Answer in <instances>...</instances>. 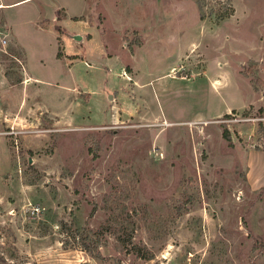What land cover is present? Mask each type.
<instances>
[{"label": "rangeland", "instance_id": "374dc122", "mask_svg": "<svg viewBox=\"0 0 264 264\" xmlns=\"http://www.w3.org/2000/svg\"><path fill=\"white\" fill-rule=\"evenodd\" d=\"M0 4V264H264V0Z\"/></svg>", "mask_w": 264, "mask_h": 264}, {"label": "crops", "instance_id": "0c3cea01", "mask_svg": "<svg viewBox=\"0 0 264 264\" xmlns=\"http://www.w3.org/2000/svg\"><path fill=\"white\" fill-rule=\"evenodd\" d=\"M1 5V4H0ZM30 78H32V77H30ZM37 80V79H36ZM28 81H31V79L30 80H28ZM19 106V105H18ZM254 155H256V159H257V156H258V154L259 155H261V156H264V151H255V153H253ZM257 165H258V167L260 166V164L258 163V161L256 160V161H254V164H253V166H256L257 167ZM250 168V167H249ZM252 173H253V171H251V168L249 169V174H248V177H249V179H250V182L255 186V187H260V186H262L263 185V183H264V171L258 176L257 174H256V171H255V173H253L254 175H252Z\"/></svg>", "mask_w": 264, "mask_h": 264}, {"label": "trees", "instance_id": "16d2710c", "mask_svg": "<svg viewBox=\"0 0 264 264\" xmlns=\"http://www.w3.org/2000/svg\"><path fill=\"white\" fill-rule=\"evenodd\" d=\"M58 57H59V54H58ZM227 116H229V115L227 114ZM223 136H224V138H226L228 140L231 139V134L227 128L224 129Z\"/></svg>", "mask_w": 264, "mask_h": 264}, {"label": "built area", "instance_id": "2783aa9c", "mask_svg": "<svg viewBox=\"0 0 264 264\" xmlns=\"http://www.w3.org/2000/svg\"><path fill=\"white\" fill-rule=\"evenodd\" d=\"M0 43L4 45L7 43V36L2 35L1 33H0Z\"/></svg>", "mask_w": 264, "mask_h": 264}, {"label": "water", "instance_id": "95a60500", "mask_svg": "<svg viewBox=\"0 0 264 264\" xmlns=\"http://www.w3.org/2000/svg\"><path fill=\"white\" fill-rule=\"evenodd\" d=\"M77 38H78V39H81V36H80V35H77Z\"/></svg>", "mask_w": 264, "mask_h": 264}]
</instances>
